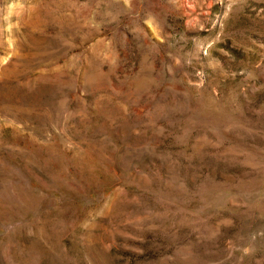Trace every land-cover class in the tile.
<instances>
[{
    "label": "rangeland",
    "instance_id": "374dc122",
    "mask_svg": "<svg viewBox=\"0 0 264 264\" xmlns=\"http://www.w3.org/2000/svg\"><path fill=\"white\" fill-rule=\"evenodd\" d=\"M0 264H264V0H0Z\"/></svg>",
    "mask_w": 264,
    "mask_h": 264
}]
</instances>
